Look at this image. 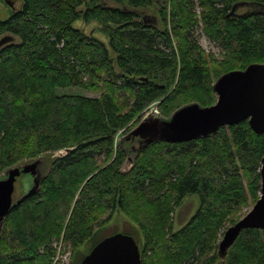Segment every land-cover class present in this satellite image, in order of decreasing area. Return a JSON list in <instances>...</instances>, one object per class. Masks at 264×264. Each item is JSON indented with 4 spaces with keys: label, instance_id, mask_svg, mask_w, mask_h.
<instances>
[{
    "label": "trees",
    "instance_id": "1",
    "mask_svg": "<svg viewBox=\"0 0 264 264\" xmlns=\"http://www.w3.org/2000/svg\"><path fill=\"white\" fill-rule=\"evenodd\" d=\"M20 1L0 19V37H13L0 47V173L45 155L46 176L5 217L0 264H51L54 243L75 254L90 242L82 259L115 211L141 233V264H264V229H242L224 257L217 252L259 198L264 133L244 120L186 142L155 141L128 171L132 142H116L155 102L164 118L188 103L209 106L213 80L264 63V0ZM79 18L100 23L114 57L73 27ZM66 87L99 96L56 93ZM188 194L198 208L173 230Z\"/></svg>",
    "mask_w": 264,
    "mask_h": 264
},
{
    "label": "water",
    "instance_id": "2",
    "mask_svg": "<svg viewBox=\"0 0 264 264\" xmlns=\"http://www.w3.org/2000/svg\"><path fill=\"white\" fill-rule=\"evenodd\" d=\"M233 14V10L229 15ZM13 40L11 35L0 37V47ZM216 101L209 106L197 102L174 110L168 118L160 115L158 102L144 111L135 125L116 137L122 145L130 140L131 149L122 166L128 171L140 151L155 141L186 142L213 135L219 128L247 120L256 133H264V63H251L242 70L228 71L213 80ZM138 143L137 146L134 143ZM70 149H60L52 157H61ZM45 155L34 160L12 165L0 173V233L11 207L35 194L46 176ZM259 198L234 224L228 226L218 242L217 252L224 257L240 231L245 228L264 229V156L259 169ZM21 195L13 200L15 182L20 179ZM28 183V186H25ZM79 264H141L140 252L134 238L125 233H114L99 240L83 256Z\"/></svg>",
    "mask_w": 264,
    "mask_h": 264
},
{
    "label": "rangeland",
    "instance_id": "3",
    "mask_svg": "<svg viewBox=\"0 0 264 264\" xmlns=\"http://www.w3.org/2000/svg\"><path fill=\"white\" fill-rule=\"evenodd\" d=\"M107 3L109 6H113V7H123L124 5L117 3L114 0H108ZM20 6H21L20 0H0V19L7 18L15 9L19 8ZM147 10L150 14L153 15L154 12L152 8H149ZM242 11H243L242 9L238 10V12H242ZM73 27L82 29L85 33L92 34L94 37L101 40L106 45L109 55L111 57L115 56V53L112 51L109 45L108 37L106 36L105 33L101 31L100 23L96 21H84L81 18H79L73 22ZM196 33L199 35L198 39L201 46L207 52H212L215 54L218 53L219 48L213 42H211L204 34H202L199 31V29H196ZM56 93L77 94V95L90 96V97L99 96L98 93L84 90L78 87L57 88ZM22 178L23 176L20 177V179H18L15 182L13 200H16L21 195V188L19 187L20 186L19 183H22L21 181ZM26 185L28 186V183H25V186ZM198 205H199V197L197 194L186 195L181 201L180 205L174 211L173 230H177L180 227H182L185 223H187L189 218L195 213L196 209L198 208ZM244 214L245 212L242 214V216ZM95 232H96L95 241L101 240L102 238L114 233H125L132 236L134 240L137 241L139 246H141L142 244V236L138 227L135 225V223L129 220L121 212L115 211L111 219L107 223H105L102 227L97 228ZM54 246L59 247V243H54ZM89 246H90V242H86L81 248H79L77 253L71 254L69 248L66 249L61 245L57 250L56 264H77L78 261L81 259V255L86 252Z\"/></svg>",
    "mask_w": 264,
    "mask_h": 264
},
{
    "label": "built area",
    "instance_id": "4",
    "mask_svg": "<svg viewBox=\"0 0 264 264\" xmlns=\"http://www.w3.org/2000/svg\"><path fill=\"white\" fill-rule=\"evenodd\" d=\"M56 260H57V256L54 257L52 264H55Z\"/></svg>",
    "mask_w": 264,
    "mask_h": 264
},
{
    "label": "bare ground",
    "instance_id": "5",
    "mask_svg": "<svg viewBox=\"0 0 264 264\" xmlns=\"http://www.w3.org/2000/svg\"><path fill=\"white\" fill-rule=\"evenodd\" d=\"M59 247H60V245H59ZM59 247H57L58 249H59ZM56 256H57V254H56ZM54 259V258H53ZM53 259H52V262H53ZM52 264V263H51ZM55 264H56V262H55Z\"/></svg>",
    "mask_w": 264,
    "mask_h": 264
}]
</instances>
